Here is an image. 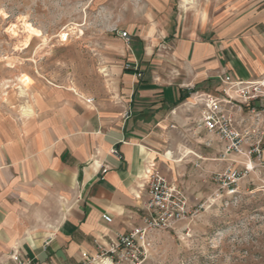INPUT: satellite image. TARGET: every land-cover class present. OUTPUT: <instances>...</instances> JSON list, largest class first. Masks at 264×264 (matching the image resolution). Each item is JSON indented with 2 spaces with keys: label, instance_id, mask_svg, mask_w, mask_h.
<instances>
[{
  "label": "crops",
  "instance_id": "obj_1",
  "mask_svg": "<svg viewBox=\"0 0 264 264\" xmlns=\"http://www.w3.org/2000/svg\"><path fill=\"white\" fill-rule=\"evenodd\" d=\"M223 17H186L162 44L135 41L130 64L147 76L119 71L113 99L51 93L17 124L0 120V264L13 250L32 264H79L141 226L150 164L188 208L201 201L194 177L220 151L206 144L195 94L264 74V0H240Z\"/></svg>",
  "mask_w": 264,
  "mask_h": 264
},
{
  "label": "rangeland",
  "instance_id": "obj_2",
  "mask_svg": "<svg viewBox=\"0 0 264 264\" xmlns=\"http://www.w3.org/2000/svg\"><path fill=\"white\" fill-rule=\"evenodd\" d=\"M238 1L0 0V120L17 124L51 93L60 102L70 95L113 99L135 41L162 44L172 24L222 20ZM27 26L39 36H28ZM205 136L220 153L209 174L194 177L203 198L188 220L149 232L133 264H264V159L225 158L222 144Z\"/></svg>",
  "mask_w": 264,
  "mask_h": 264
},
{
  "label": "built area",
  "instance_id": "obj_3",
  "mask_svg": "<svg viewBox=\"0 0 264 264\" xmlns=\"http://www.w3.org/2000/svg\"><path fill=\"white\" fill-rule=\"evenodd\" d=\"M119 34L121 38L128 39L126 33ZM126 70L136 72V68L130 65H126ZM136 77L140 78L141 74L136 72ZM195 101V105L200 106V124L207 135L222 144L223 157L237 155L248 161L252 158L257 161L264 159V149L260 147L264 139V74L252 81L225 76L219 94L196 93ZM85 102L92 104L93 99ZM244 112L246 118H238L237 115ZM112 154L116 155V152L112 151ZM103 172L106 170L103 169ZM231 174L234 184L238 173L232 171ZM146 185L148 200L144 206L142 225L117 236L107 247L97 244L98 252L94 255L82 253L79 264H133L141 255L149 232L171 229L190 218L186 201L159 174L154 164L148 165L146 170ZM9 264H32V261L20 251L13 250Z\"/></svg>",
  "mask_w": 264,
  "mask_h": 264
},
{
  "label": "bare ground",
  "instance_id": "obj_4",
  "mask_svg": "<svg viewBox=\"0 0 264 264\" xmlns=\"http://www.w3.org/2000/svg\"><path fill=\"white\" fill-rule=\"evenodd\" d=\"M25 30L27 31L28 36H33V37H38L39 36V32L33 28H31L30 26L25 27ZM67 35H61L62 38L66 37ZM168 156V155H167ZM170 157V156H168Z\"/></svg>",
  "mask_w": 264,
  "mask_h": 264
}]
</instances>
